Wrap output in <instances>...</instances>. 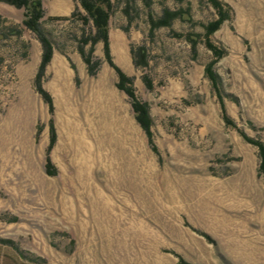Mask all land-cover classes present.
Returning a JSON list of instances; mask_svg holds the SVG:
<instances>
[{"label": "rangeland", "instance_id": "rangeland-1", "mask_svg": "<svg viewBox=\"0 0 264 264\" xmlns=\"http://www.w3.org/2000/svg\"><path fill=\"white\" fill-rule=\"evenodd\" d=\"M41 2L51 108L41 44L0 2V264H264V178L245 139L264 144V0H218L228 16L210 34L208 0H110V56L154 149L101 42L87 72L79 0ZM164 11L177 15L151 31Z\"/></svg>", "mask_w": 264, "mask_h": 264}, {"label": "trees", "instance_id": "trees-1", "mask_svg": "<svg viewBox=\"0 0 264 264\" xmlns=\"http://www.w3.org/2000/svg\"><path fill=\"white\" fill-rule=\"evenodd\" d=\"M0 2L6 3L8 5L14 6L15 8H22L23 9V25L30 30L38 39L41 44L42 55L41 61L39 64L38 75L36 78V87L39 93L42 95L43 99L48 103L51 108V102L49 95L41 89V85L39 82V78L41 77L42 72L44 71L46 65L49 63L51 56L53 54V48L51 45V41L46 36V34L40 28V21L44 15L42 2L41 0H0ZM210 4L215 8L217 18L211 21L206 25L207 34L212 33L216 30L223 20L227 18V13L225 10L222 9L221 4L218 0H208ZM80 6L82 10L86 13L87 16H82L81 20L83 22H88L89 20L92 21V25L94 27V34L90 36L87 40L83 42V45L90 43L91 49L88 53H85L82 46L79 48V53L82 57L83 62L86 65L87 72L90 75L95 74V71L99 65V61L93 59L92 56V47L95 43L101 42L103 47L104 58L107 63L115 70L117 73V83L116 87L123 92L129 101L130 108L132 110L133 116L139 126L142 128L143 132L145 133L148 143L152 146V132H151V120L148 113V108L145 102L141 101L135 94L134 88L132 86V82L130 77H128L125 73H123L117 66H115L112 62L110 52H109V37H108V30H109V12H110V0H79ZM177 14L171 11H164L163 16L157 20L149 18L150 29L151 31L159 26H165L168 24V21L174 18ZM191 39L192 49L195 48V42ZM207 47L211 50L212 54L219 58L222 54L221 51L211 45L209 41H206ZM133 51V50H132ZM131 51V52H132ZM133 57L137 56L138 60H136L135 66L139 64V59L143 61L144 57V49L142 47H138L136 50L132 52ZM212 63V62H211ZM209 64L205 69L206 76L210 79V81L215 85L216 83V75L210 70ZM145 85L150 88L151 82L149 79H144ZM225 119H227L225 117ZM54 133L53 130L50 129V140L53 142ZM247 141L251 142L258 148L259 153V173L264 178V144L260 143L259 141L252 140L249 138H245ZM48 169V167H47ZM49 171V170H47Z\"/></svg>", "mask_w": 264, "mask_h": 264}]
</instances>
